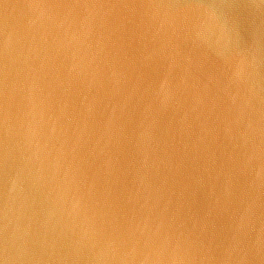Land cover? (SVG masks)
I'll use <instances>...</instances> for the list:
<instances>
[{
    "label": "water",
    "instance_id": "95a60500",
    "mask_svg": "<svg viewBox=\"0 0 264 264\" xmlns=\"http://www.w3.org/2000/svg\"><path fill=\"white\" fill-rule=\"evenodd\" d=\"M0 264H264V0H0Z\"/></svg>",
    "mask_w": 264,
    "mask_h": 264
}]
</instances>
